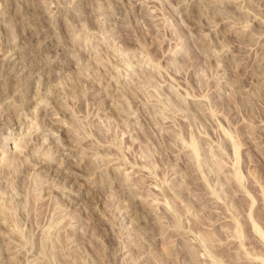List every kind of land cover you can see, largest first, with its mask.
<instances>
[{
    "label": "rangeland",
    "instance_id": "obj_1",
    "mask_svg": "<svg viewBox=\"0 0 264 264\" xmlns=\"http://www.w3.org/2000/svg\"><path fill=\"white\" fill-rule=\"evenodd\" d=\"M0 264H264V0H0Z\"/></svg>",
    "mask_w": 264,
    "mask_h": 264
}]
</instances>
